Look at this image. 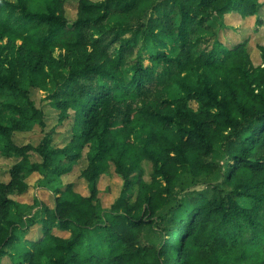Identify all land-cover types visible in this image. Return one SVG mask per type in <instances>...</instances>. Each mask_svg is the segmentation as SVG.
Instances as JSON below:
<instances>
[{
	"label": "trees",
	"instance_id": "16d2710c",
	"mask_svg": "<svg viewBox=\"0 0 264 264\" xmlns=\"http://www.w3.org/2000/svg\"><path fill=\"white\" fill-rule=\"evenodd\" d=\"M147 1L0 0V158H21L0 183V264H264V48L256 65L245 42L220 36L227 14L261 5L156 0L134 24ZM31 89L72 122L65 147ZM37 127V147L15 141ZM84 158L88 196L64 182ZM111 166L125 182L104 209L98 180ZM28 171L55 195L33 219L11 197ZM29 221L42 235L19 247Z\"/></svg>",
	"mask_w": 264,
	"mask_h": 264
},
{
	"label": "rangeland",
	"instance_id": "374dc122",
	"mask_svg": "<svg viewBox=\"0 0 264 264\" xmlns=\"http://www.w3.org/2000/svg\"><path fill=\"white\" fill-rule=\"evenodd\" d=\"M16 1V0H10ZM99 1V0H93ZM156 0H148L142 11L139 14L133 16L132 22L134 24L137 23L139 16L143 14V11H147L148 16L151 13V5ZM259 5H261L258 16L253 17H243L238 13L227 14L221 20V32L220 36L222 41L227 45H235L241 42H245L247 45V49L252 56L253 62L256 65L262 63V48H264V0H258ZM67 12L68 17L73 20L76 17L77 13V3L69 2L67 4ZM262 25H257L258 18ZM60 52H56L55 55L58 56ZM31 97L39 108H42L46 114V122L48 124V128L46 132L53 131V144L62 148L65 147L72 137V122L70 119H60V111L55 109L50 101L48 100L47 93L41 91L39 89H31ZM199 104L193 101L190 105L193 111H197L199 109ZM73 114V113H72ZM46 132L42 131L40 128H35L31 132L26 133H16L15 141L20 145H32L37 147L41 141L43 140ZM30 159L33 163H41L42 158L36 153L31 152ZM21 158L15 156L2 157L0 158V183H6L11 180L10 170L11 168L20 162ZM214 160L219 163H226L227 159L225 156L217 154L214 156ZM87 162L86 159H81L79 163L76 165L74 171L69 175L64 177L65 183H72L74 190L77 193H80L84 196L90 195V189L87 181L81 176V172L86 167ZM150 169L146 167V175L145 177H149ZM25 182L28 185V189L23 194H15L12 199L16 200L21 205H26L27 208L25 213L31 217V219L42 216V208L47 206L49 208H53L55 205V195L53 192L43 186V174L40 172H26ZM124 179L118 175L114 167L111 166L109 169L105 171L101 175L98 180V189L100 191V204L104 209H109L114 202L118 199L121 194V191L124 187ZM205 187H198L196 190H203ZM182 198L186 201V203L190 202L189 194L182 195ZM189 205V204H188ZM184 211V209H183ZM31 222V221H29ZM167 229H170L171 233L176 231V225L173 221L168 222L165 225ZM41 224L36 221L30 223V229L25 236V242L18 243L17 245L29 246V241H35L41 237ZM59 233L60 235H67L66 233ZM168 239L170 235H167L166 231L163 233ZM154 234L147 230L145 231L140 239V243L142 245L148 244L151 242V237ZM162 240V238H161ZM162 243L158 245L160 247ZM3 264H14L10 255L5 256L1 259Z\"/></svg>",
	"mask_w": 264,
	"mask_h": 264
}]
</instances>
